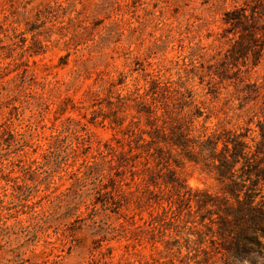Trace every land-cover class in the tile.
I'll return each mask as SVG.
<instances>
[{
    "label": "rangeland",
    "instance_id": "1",
    "mask_svg": "<svg viewBox=\"0 0 264 264\" xmlns=\"http://www.w3.org/2000/svg\"><path fill=\"white\" fill-rule=\"evenodd\" d=\"M236 9L254 15L253 36L226 22ZM216 71L232 79L213 75L210 87ZM157 73L187 80L211 116L207 126L249 127L242 132L255 149L264 141V0H0V264H235L219 236L188 253L133 184L123 186L119 213L101 203L67 211L72 173L101 162L117 134L102 121L107 98ZM60 130L57 160L49 145ZM175 169L191 189L222 195L204 168ZM86 177L77 190L92 203L94 178Z\"/></svg>",
    "mask_w": 264,
    "mask_h": 264
},
{
    "label": "trees",
    "instance_id": "2",
    "mask_svg": "<svg viewBox=\"0 0 264 264\" xmlns=\"http://www.w3.org/2000/svg\"><path fill=\"white\" fill-rule=\"evenodd\" d=\"M227 16L230 19L226 22L234 29L249 36L255 34L249 21L250 16L255 17L248 15L247 9H236ZM230 59L234 56L227 55L225 63L234 61ZM213 75L232 79L210 72V87L216 84ZM124 83L122 78L118 84ZM115 86L112 84V88ZM107 105L109 112L101 114L102 121L109 120L117 134L99 153L101 162L87 166L86 172L78 169L72 173L77 181L70 190L76 200L67 207L68 213H76L82 205L86 210H96L99 203L105 210L119 213L128 199L123 186L133 184L141 202L158 206L155 218L173 229L188 253L194 255L207 242L214 245L219 236L228 241L225 256L233 263L257 264L264 250V141L253 149L250 142L254 140L242 132L244 129L248 133L249 127L235 130L207 126L211 116L182 76L174 79L160 73L146 74L143 85L134 84L127 94L109 96ZM100 112L102 108L95 110L94 117ZM258 125L264 135V123ZM62 132L49 145L50 154L57 160L66 141L61 139ZM186 163L214 174L222 185V195L188 187L175 169ZM89 175L94 178L96 201L92 203L84 202L77 190L79 181ZM172 246L166 243L167 250Z\"/></svg>",
    "mask_w": 264,
    "mask_h": 264
}]
</instances>
